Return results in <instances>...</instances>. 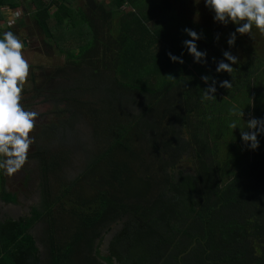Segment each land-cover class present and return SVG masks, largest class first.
Here are the masks:
<instances>
[{
  "label": "trees",
  "instance_id": "obj_1",
  "mask_svg": "<svg viewBox=\"0 0 264 264\" xmlns=\"http://www.w3.org/2000/svg\"><path fill=\"white\" fill-rule=\"evenodd\" d=\"M20 2L0 0V18ZM30 2V36L44 35L43 47L65 56L55 70L65 86L47 97L65 118L44 126L46 138L63 141L70 130L83 144L82 119L91 130L79 172L63 173L64 151L44 158L40 207L0 222V264H71L80 255L100 264L96 241L119 222L104 264H264V134L252 150L241 138L247 121L230 115L249 92L264 119V57L252 52L232 73L216 71L223 52L234 53L227 41L238 26L177 15L171 0ZM185 28L201 36L206 63L190 58ZM213 79L215 100H203ZM188 158L192 170L179 169ZM70 194L81 210L64 204ZM37 224L40 236L31 232Z\"/></svg>",
  "mask_w": 264,
  "mask_h": 264
},
{
  "label": "clouds",
  "instance_id": "obj_2",
  "mask_svg": "<svg viewBox=\"0 0 264 264\" xmlns=\"http://www.w3.org/2000/svg\"><path fill=\"white\" fill-rule=\"evenodd\" d=\"M206 7L214 13V21L223 25L232 23L237 25L236 31L231 33L227 41L229 47L234 46L236 34L250 36L253 28L264 34V0H205ZM191 39L184 41V47L194 57L196 63H206V52L199 51L196 41L201 39L197 32L184 29ZM219 37L217 36V39ZM25 44L11 31L5 32L0 38V171L9 177L13 176L25 166L28 160L30 146L34 138L30 135L35 129V121L39 116L36 111L26 110L22 103V92L28 79L30 65L23 55ZM171 61L183 64L182 58L168 53ZM224 59L217 64L218 73H232V65L237 64L238 58L231 52H223ZM229 63H225L224 61ZM169 80L175 78L169 74ZM205 84H209L210 77L202 76ZM221 88L228 89L232 84L225 80L220 82ZM216 81L203 90V100H215ZM230 115L243 119L244 111L235 107L230 110ZM229 127L238 128L236 121ZM246 128L241 129L243 142L252 150L259 147L257 137L264 134V119L250 118Z\"/></svg>",
  "mask_w": 264,
  "mask_h": 264
},
{
  "label": "rangeland",
  "instance_id": "obj_3",
  "mask_svg": "<svg viewBox=\"0 0 264 264\" xmlns=\"http://www.w3.org/2000/svg\"><path fill=\"white\" fill-rule=\"evenodd\" d=\"M100 1L102 2L104 0H100ZM106 1H108V0H105V2ZM171 3H172V7L174 8V12H176L177 15L187 16V18H189L191 20L201 19L200 18L201 16H206V17H209V19L211 21H214V13L212 11H210L208 7H206L205 0H185L184 3H181L180 1L171 0ZM28 4L31 5L32 10L35 11L34 6L30 2V0H28ZM26 19H27V21H26ZM29 19H31L29 17V15L22 16V14L20 13L18 15V17H15L16 23L11 24V25L9 23H7L6 26L4 25V27L2 29H0V31H1L0 33L4 34L5 32L11 31L14 34H16L19 37V39L23 42L24 39L27 40V35L30 36V34H31L27 28H25V29L22 28V26H24V27L27 26L26 23L29 22ZM33 20H34V17H33ZM23 22L25 23L24 25L21 24ZM235 29H236V27H235ZM235 29H234V32L236 31ZM23 30H24V32H23ZM23 35H25V36H23ZM40 36L41 35H38L37 37L35 36L36 37L35 43H33V40L27 41V44H28L27 49H28V47L31 49L34 46H36V48L41 47L43 45V43H42V41L44 40L43 38H45V36L44 35H42V37H40ZM218 46L225 49V47L222 44H218ZM24 48H26V47H24ZM44 51L49 58V61H47V64L52 62L51 64H48V65L45 63L46 64L45 66H49V67L51 66V67H54L55 70H57L58 67H62L64 65L65 56L62 55L61 53H59L57 50L44 49ZM252 52H256L258 55L264 57V34H261L255 28H253L250 36H248V35L242 36L239 33H237L236 34V41L234 44L233 55L236 56L238 58V60H241V59L247 58L250 55V53H252ZM210 55H212V52H210ZM50 56H52L53 60H51ZM189 56L192 60H194V57H192L190 54H189ZM29 65H30V63H29ZM32 70L35 71V74H33ZM55 70H54V72H55ZM31 71H32V73H31ZM54 72L52 71L50 74L52 79H53ZM37 73H38V69L37 70L32 69L31 65H30L29 76H28V79L24 85L25 90L32 91V89H34L33 87L35 86L34 82L38 81L40 79H43L42 74L38 77ZM56 78L59 81H60V79H62L60 77H56ZM47 80L48 81L45 83V85L49 86V89L51 88L50 85H55L56 89L62 88L65 86V85L59 86V84L54 83V80L53 81H51V79H47ZM40 84L44 85V83H40ZM65 84H66V82H65ZM54 92H56L55 89H53V91L50 92L49 94L46 93V94H43L42 96H39L38 97L39 102L36 103L38 106H36L34 109L30 108L31 111H36L39 113V116L37 117V119L35 121V127L36 128L37 127L40 128L41 125H48V124H54V123L58 124L60 119L65 118L64 115H60V119H59V116L56 114V111H55V109H57V107H56L57 105H55L56 101L50 100L48 102H44V101H46L47 97L51 96L52 93H54ZM247 93H248L247 94L248 96H246V95H244V96L246 98L249 97V103H247L248 105L243 103V96H241V97H238L235 99V101L233 102V107H235V108L239 107L241 110H243L244 111L243 118L248 122V120L252 117L257 118V115L255 114V107H256L257 102L254 100V98H251V95L249 94V92H247ZM31 103H34V101H32ZM240 121H242V120H240ZM36 128L31 133V136L34 138V143L32 144L34 146L37 144L40 145V141L38 142V136H37L38 131H36ZM79 129L82 132L83 144H82V142L80 144L77 143V140L75 139L76 132H74V131L70 132V130L63 131V133H65V134H63V137L67 138L66 140L61 141V139L58 136L56 137V140H54L53 137L51 139H48V142L53 144V141H55V143H56L55 144L56 148L55 147L51 148L49 146L46 147L47 151L51 154L50 156L58 155L61 151H64L67 153V155L70 159L67 164L63 165V173H65V175H66V173L69 172V175H67L66 177L75 176L79 172L78 170L81 168V166L85 163V160L87 157V155L84 153V148L87 144H85L84 142L87 140L88 136L90 135L91 127H90L89 123H87L86 120L82 119L80 121V124H79ZM60 133H62V131H60ZM43 140L46 141L47 139H43ZM34 152H35V148H32V150L30 152L31 155ZM43 158H45V157H43ZM48 165H50V162L48 163ZM184 165L188 166L189 169H192L193 159L188 158L187 160H185ZM42 168H43V166H42ZM28 169H29V180L31 178L33 180V184L29 183V187H33L35 185L34 183L38 180L37 173L31 164L28 166ZM63 201H64V204L68 208H77V209L81 210V207H79V205L75 202L73 194L68 195V197H66ZM28 202L29 201L26 200V201L22 202V205L25 206L26 203H28ZM38 203H39V201H38ZM33 204H35V201L33 202ZM33 204H32V206H33ZM93 208L95 209V206ZM29 214H31L30 210H29ZM43 226H44V224H39V227H41L42 229L44 228ZM41 228H40V231L38 230L39 236L42 232ZM104 254L105 255L108 254V252H106L105 248H104Z\"/></svg>",
  "mask_w": 264,
  "mask_h": 264
},
{
  "label": "flooded vegetation",
  "instance_id": "obj_4",
  "mask_svg": "<svg viewBox=\"0 0 264 264\" xmlns=\"http://www.w3.org/2000/svg\"><path fill=\"white\" fill-rule=\"evenodd\" d=\"M41 47L44 51L45 48L43 47V45ZM38 49L41 50L40 47ZM45 55L47 56V54ZM50 58H52V56H50ZM51 63H48V64H51ZM40 69L41 70L40 72L38 71L37 76L39 77L42 74L43 79H40L34 82L35 86L33 87L34 89H32V91H27L23 89L21 103L26 110H30V108L34 109L36 106H38L36 103L39 102L38 101L39 96H42L43 94H46V93L49 94L50 92H52L53 89L56 88L55 85H50L51 88L49 89V86L45 85V83L48 81L47 79H51V81L54 80V83L59 84V86L64 84L63 79H60L59 81L55 77L54 67L46 66L45 68L42 67ZM52 71L54 72L53 79L51 78V75H50ZM40 83H44V85ZM54 96H58V94L54 93ZM52 100L56 101L54 98ZM32 101H34V103H31ZM44 102H48V100L46 99V101ZM56 114L59 116V119H60V115L62 114H60L59 111H57ZM44 126L45 125H41L40 128L35 127L36 131H38L37 136H38V142L40 141V145L37 144L35 146L34 145L30 146V150L28 153V160L25 166L22 168V170H20L19 172H17L11 177L4 175L3 172L0 171V222H6L9 220H13V221H19L23 219L25 220L32 216V212L35 208L40 207L41 199H42V196L44 195V190L46 188L45 187L46 186V182H45L46 173L44 169L42 168L44 164L43 157L47 158L51 155L47 151L46 147L49 146L51 148H54V147L56 148L55 141H53V144L48 142V139L46 138L47 133L44 129ZM43 139H47V140L44 141ZM53 139L56 140V136H54ZM32 148H35V152L32 153L31 155L30 152ZM38 153H40V159H39ZM184 162H185V159L181 160V162L179 163V169L192 170V169H189L188 166L184 165ZM30 164L32 165V167H34V170L36 171L37 177H38V180L34 183L35 185L33 187H29V183L33 184L32 178L29 180L28 166ZM47 177H48V186H51L52 184L55 186L56 183H55L54 177L51 174L47 175ZM26 200H28L29 202L26 203L25 206H23L22 202ZM37 200L39 201V203ZM34 201H35V204H33ZM29 210L31 214H29ZM38 225L39 224L35 225L33 229L31 230V232L36 235L38 233V230L40 231V227ZM121 228H122V224L120 222L118 224H114L112 226V230L110 231V233H108L104 237V232H103L101 235L102 238L97 239L96 246H95V253L96 252L99 253L97 260L99 261L100 264H104V256L108 255V254L107 255L104 254V248L106 249V252H108L110 241ZM107 243H109V246L106 245ZM39 246H40V250L43 251L42 245L39 244ZM71 264H96V263L92 262V260L89 259V257L80 255L76 257L74 259V262H71Z\"/></svg>",
  "mask_w": 264,
  "mask_h": 264
},
{
  "label": "crops",
  "instance_id": "obj_5",
  "mask_svg": "<svg viewBox=\"0 0 264 264\" xmlns=\"http://www.w3.org/2000/svg\"><path fill=\"white\" fill-rule=\"evenodd\" d=\"M20 1H21L20 6L16 10H11L10 8H7V7H4L1 9V18L2 19L0 18V29H2L4 27V25L6 26L7 23H9L10 25L15 24L16 23L15 17H18V15L20 13L22 14V16L29 15V17L31 18V19H29V22L26 23L27 24L26 27L22 26L23 29H25V28L29 29L28 24H32V22H33L34 11L32 10L31 5L28 4V0H20ZM72 6L78 7L77 1L73 2ZM26 21H27V19H26ZM21 24L24 25L25 23L23 22ZM23 32H24V30H23ZM23 36H25V35H23ZM35 39H36L35 36L27 35V41L33 40V43H35ZM40 48L43 51L42 47H40ZM41 50H39L38 47L36 48V46H34L31 49L29 47H28V49H27V47L23 49V55H24L25 59L30 63L31 68L36 69V70L38 69V71H40L41 70L40 68H42V67L45 68L46 67L45 63H47V61H49L48 56L45 55L46 54L45 51L42 52ZM51 60H53V58H51ZM32 71H31V73H32ZM33 74H35V71H33Z\"/></svg>",
  "mask_w": 264,
  "mask_h": 264
},
{
  "label": "water",
  "instance_id": "obj_6",
  "mask_svg": "<svg viewBox=\"0 0 264 264\" xmlns=\"http://www.w3.org/2000/svg\"><path fill=\"white\" fill-rule=\"evenodd\" d=\"M23 42H24V44H25V47H27V46H28V44H27V40H26V39H24V40H23ZM106 245H108V246H109V243H107ZM115 263H116V260H115Z\"/></svg>",
  "mask_w": 264,
  "mask_h": 264
}]
</instances>
